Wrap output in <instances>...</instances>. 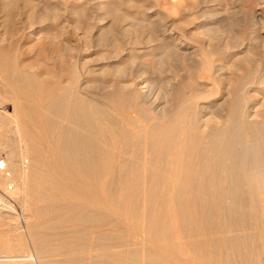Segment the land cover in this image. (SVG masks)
Wrapping results in <instances>:
<instances>
[{
	"label": "bare ground",
	"instance_id": "obj_1",
	"mask_svg": "<svg viewBox=\"0 0 264 264\" xmlns=\"http://www.w3.org/2000/svg\"><path fill=\"white\" fill-rule=\"evenodd\" d=\"M117 2L97 5L109 9ZM205 3L221 7L224 0ZM250 13L264 33V6ZM113 21L123 27L112 31L127 40L114 36L107 46L125 56L132 52L126 62L137 63H113L98 72L83 67L90 81L105 79L95 81L94 93H80L75 66L62 71L71 85L12 76L7 68L2 76L13 112L22 113L16 128H22L26 148L0 161V186L22 185L30 214L13 233L17 244L0 245V264H165L150 244L129 234L115 240L107 231L134 227L127 215L144 209L154 229L187 234L198 264H264V47H253L244 33L230 47L225 31L208 28L198 62L186 70L188 82L174 86L170 78L145 77L152 65L141 62L174 57L177 44L151 31L140 40L145 22L133 16ZM237 26L234 20L230 28ZM257 39L264 44V37ZM3 54L0 69L9 65ZM140 81L145 85L138 88ZM156 90L167 99L159 113L151 102ZM10 208L0 198V211ZM119 211L124 216H115ZM6 220L0 218L2 244L9 240L2 232L10 226ZM178 246L168 250L179 253Z\"/></svg>",
	"mask_w": 264,
	"mask_h": 264
},
{
	"label": "rangeland",
	"instance_id": "obj_2",
	"mask_svg": "<svg viewBox=\"0 0 264 264\" xmlns=\"http://www.w3.org/2000/svg\"><path fill=\"white\" fill-rule=\"evenodd\" d=\"M110 1H118V4L116 3L115 7L109 9L99 8L97 5H106L110 3ZM205 1L206 0H0V53H5L3 54L5 55L3 58L9 64V68L5 67L0 69V150H2L0 151V161L7 163L10 152L18 157L26 148L24 139H22L23 130L22 128L20 129L19 126L16 128V122L18 119L22 118V113L19 111L13 112V102L10 100L9 89L5 81L2 80L5 71L8 69L12 76L14 74L25 73L29 77L34 76L38 78V80L44 84L49 82L58 83L59 79V82L64 81L68 85H71L72 83L66 79L62 71H65L67 67L75 66L77 69L76 72L79 73L77 86L80 87V93L83 92V95L91 94L90 92L88 93V91L93 92L95 90V83L104 81L105 79L95 78L93 82L90 81V77L86 74L83 67H85V70H95L98 72L99 68L105 65H112L113 63H120L121 66L134 64L131 63V61L126 62V57L132 55V52H129V54L125 56V51L118 50V52H116L111 49V47L107 46L114 36L117 37H114L117 40L119 38L121 42L127 40L126 37V40L123 41L125 37L122 33L120 34V29L123 26L113 21L116 15L118 16L124 13L135 17V19L139 21L145 22V25L141 26L143 30H139L141 34L139 31L136 32L133 29L137 28L136 22L131 29V33H136L137 36L140 34L141 37H138L140 40L151 31L150 33L154 35V38L164 40L165 37L166 40L173 44H177L176 54H178L174 57L166 60L162 57H157L154 59V62L151 61L150 58H145V60L141 62L143 64L151 63L152 65V67L147 69L150 75H144L145 77L152 76L151 79L157 77L170 78V82L174 86H179L185 83V81L188 82V73L186 70H190L193 63L198 62L199 57L197 56H199V49L205 46L206 29L208 28L225 31L224 33L227 35L228 43H231V45L228 44L230 47L232 44L234 45L233 42L240 44L242 40L241 33L250 37L253 47H258L257 49H259V47L260 49L264 47V44L261 45L260 43L263 39H257L264 37V33L259 31L258 24L250 13L251 10H255L256 7L264 6V0H224L225 4L223 3L221 7L218 5L208 6ZM258 3L259 5H257ZM5 5H10L11 8L8 10L4 9ZM249 15H251V18H249ZM207 20L208 23H206ZM234 20L238 22V26L237 28L231 29L230 26ZM218 21L221 22L218 23ZM118 29L120 32L117 33L116 31ZM112 30L116 31L113 32ZM255 39L257 40L253 42L252 40ZM189 42L192 43L190 44ZM194 48L197 49L195 50ZM242 50L244 54L247 51L244 49ZM139 51L140 50H138V52ZM143 52L144 51H140L139 53L143 55ZM188 54L191 55L189 56ZM136 63L134 65H136ZM170 67L173 72H166ZM186 67L190 68L185 69ZM155 72L156 74H154ZM62 74L63 76H61ZM202 82L201 79H198L196 88V91L201 96L204 90ZM144 85L145 83L143 81L137 83L138 88ZM159 91L156 90L151 99L155 111L158 113L165 107L166 103L164 102L167 100L160 96L162 94L161 91ZM188 92L190 93V89L184 92L185 99L189 96ZM1 95L4 96L3 99ZM21 130L22 132H20ZM5 170L7 174L10 173L9 170ZM3 175L4 174L0 173V177ZM21 190H23V186L20 184H13L9 188L7 186H0V198L4 200L5 204L11 207L10 209L0 211V218L4 220L7 219L6 221L10 224L9 227L5 228L6 230L4 228L2 229V232L8 236L9 240L4 241L5 243L3 244L0 243L1 246L10 245L7 243L9 241L11 245L17 244L16 236H14L13 233L22 230L25 226L24 222L29 217L30 209L28 210L24 204L25 202L23 200H25V197H23ZM147 212L149 213L148 209H144L140 215L129 213L128 215L135 222H132L133 220H130V217L127 215L128 218H126L131 223H135V228L112 226L107 229V231L110 230L109 232L115 235V240L122 239L124 235L127 236L129 234L131 239L135 238L134 240L138 244H150L154 253L162 254V256L164 255L163 258L165 260L163 259V262L165 264H198V257H194V255L192 256V254H190V240L187 234L181 231L165 232L160 228L154 229L151 227V219ZM117 213H115L117 217L124 216V213L122 214L120 211ZM11 216H14V220ZM20 217H22V219ZM136 222L138 225H136ZM7 231H9V234ZM132 236L134 238H132ZM172 246L180 247L179 253H173L168 250ZM17 248H21V244L20 247L17 245ZM15 249L10 255L14 256L18 254ZM119 249L121 250L122 248H115V250ZM0 252L3 253L5 250H1Z\"/></svg>",
	"mask_w": 264,
	"mask_h": 264
}]
</instances>
